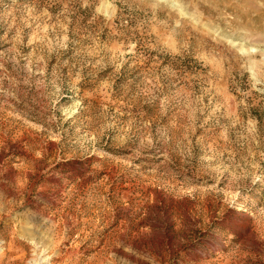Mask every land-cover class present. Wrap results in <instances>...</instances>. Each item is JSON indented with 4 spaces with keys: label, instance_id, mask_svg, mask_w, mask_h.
<instances>
[{
    "label": "rangeland",
    "instance_id": "374dc122",
    "mask_svg": "<svg viewBox=\"0 0 264 264\" xmlns=\"http://www.w3.org/2000/svg\"><path fill=\"white\" fill-rule=\"evenodd\" d=\"M0 264H264V0H0Z\"/></svg>",
    "mask_w": 264,
    "mask_h": 264
}]
</instances>
